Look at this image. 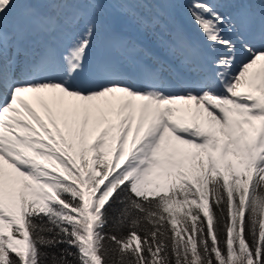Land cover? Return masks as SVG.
I'll return each instance as SVG.
<instances>
[{"label":"snow or ice","instance_id":"6c2138e0","mask_svg":"<svg viewBox=\"0 0 264 264\" xmlns=\"http://www.w3.org/2000/svg\"><path fill=\"white\" fill-rule=\"evenodd\" d=\"M0 0V264H264V0Z\"/></svg>","mask_w":264,"mask_h":264},{"label":"rangeland","instance_id":"374dc122","mask_svg":"<svg viewBox=\"0 0 264 264\" xmlns=\"http://www.w3.org/2000/svg\"><path fill=\"white\" fill-rule=\"evenodd\" d=\"M179 3H180V7L178 9V17H177L178 21L180 23L188 24L193 29V31L197 32L198 29L188 11V8L191 4V0H179Z\"/></svg>","mask_w":264,"mask_h":264},{"label":"bare ground","instance_id":"6f19581e","mask_svg":"<svg viewBox=\"0 0 264 264\" xmlns=\"http://www.w3.org/2000/svg\"><path fill=\"white\" fill-rule=\"evenodd\" d=\"M189 32L194 33L193 29L186 23H181Z\"/></svg>","mask_w":264,"mask_h":264}]
</instances>
